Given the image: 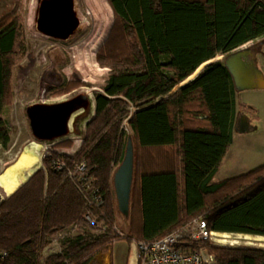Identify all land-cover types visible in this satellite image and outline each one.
<instances>
[{
  "label": "trees",
  "instance_id": "1",
  "mask_svg": "<svg viewBox=\"0 0 264 264\" xmlns=\"http://www.w3.org/2000/svg\"><path fill=\"white\" fill-rule=\"evenodd\" d=\"M107 2L115 20L96 57L109 74L103 93L94 96V117L74 157L45 158L44 169L0 203V264H97L95 257L117 242H152L195 219L212 233L264 238V165L213 181L232 144L238 114L236 89L223 60L178 87L205 63L264 38V0ZM21 29L16 15L0 19L3 149L10 133L1 116L10 102L13 68L25 56ZM116 30L118 44L110 47ZM128 138L134 147L132 227L121 237L113 230L112 177ZM139 151L162 154L139 164ZM56 160L63 161V170L52 167ZM81 161L92 180L86 193L68 177L69 168ZM92 189L101 206L90 204ZM63 234L59 250L43 259L52 240ZM202 245L215 264H264L261 248Z\"/></svg>",
  "mask_w": 264,
  "mask_h": 264
},
{
  "label": "rangeland",
  "instance_id": "2",
  "mask_svg": "<svg viewBox=\"0 0 264 264\" xmlns=\"http://www.w3.org/2000/svg\"><path fill=\"white\" fill-rule=\"evenodd\" d=\"M74 2L80 26L70 39L60 41L44 36L36 30L34 14L37 0H0V19L9 15L18 17L21 22L22 43L25 48V56L13 68L10 102L1 116L7 123L10 143L7 149L0 147V171L15 162L20 154L33 143H38L43 147V156L38 170L44 169L43 160L52 154L74 157L81 147L86 125L95 114L94 96L103 93L102 88L109 74L108 69L99 66L96 54L99 48L108 41L115 17L107 0H74ZM97 33H101V38ZM110 42V47L118 44L117 30L114 31ZM96 43H99L98 46ZM95 47L96 51H93ZM245 48L260 49V53L257 55V63L264 74V38L250 42L238 50ZM224 57L218 56L212 61H220ZM205 65H202L187 81L196 77ZM60 77L62 82L58 83ZM78 95L86 96L92 104L89 112L80 110L72 116L67 136L52 142L36 141L29 127L26 115L27 107L35 104L61 103ZM236 108L238 113L235 124L236 131L233 132L232 144L224 159L221 173L218 175L221 181L245 175L264 165V90L236 93ZM192 112V107H189V117ZM243 117H246L248 124L253 128L251 131L238 132L243 130L238 122ZM126 121L124 120L123 127L129 136L132 133ZM158 153L147 154L139 151V153L137 152V163L145 164L148 158L152 157L151 155L159 156L162 154ZM69 169L72 170V168ZM5 199L7 197L0 190V203ZM131 223L130 212L129 216L125 217L117 210L113 230L121 237H126L131 233ZM262 238L215 233L207 241L214 247L264 249V239L261 240ZM119 243L130 248V263L132 262V255L138 261V244L141 241L135 238L129 244L125 241L117 242L108 252L98 254L95 257L97 264H102L104 259L106 262L108 261V264H112V252L117 250ZM57 249L54 245L48 246L43 253V259L56 253ZM206 251L208 252L207 249ZM126 256L128 257V252Z\"/></svg>",
  "mask_w": 264,
  "mask_h": 264
},
{
  "label": "water",
  "instance_id": "3",
  "mask_svg": "<svg viewBox=\"0 0 264 264\" xmlns=\"http://www.w3.org/2000/svg\"><path fill=\"white\" fill-rule=\"evenodd\" d=\"M34 24L36 30L42 35L54 40L67 41L80 26L74 0H37ZM258 53H260V49L245 48L224 57L223 62L232 77L236 93L264 90V74L257 63ZM212 62L214 61L205 64L208 65ZM187 80L181 83L180 87L192 81ZM91 107L92 104L84 95H78L70 100L52 105L35 104L29 106L26 109V115L32 136L38 142H52L63 138L69 133L72 116L80 110L89 112ZM242 119L246 121V124L241 125L243 130L238 132L251 131L253 128L248 124L246 117ZM234 130L236 131V125ZM133 175L134 147L132 139L128 138L123 160L112 177L117 210L125 217H128L130 212Z\"/></svg>",
  "mask_w": 264,
  "mask_h": 264
},
{
  "label": "built area",
  "instance_id": "4",
  "mask_svg": "<svg viewBox=\"0 0 264 264\" xmlns=\"http://www.w3.org/2000/svg\"><path fill=\"white\" fill-rule=\"evenodd\" d=\"M52 167L63 170L65 164L61 160L53 161ZM70 181L81 192L91 189V178L88 176L86 163L75 162L72 170H68ZM98 191L92 189L93 197L90 204L101 206L103 201ZM90 222L91 219L88 218ZM215 233L208 231L202 219H195L186 226L176 230L165 237L138 244V264H215L213 255L208 253L202 243L211 239ZM66 234L59 235L52 240V244L59 250L58 240Z\"/></svg>",
  "mask_w": 264,
  "mask_h": 264
},
{
  "label": "bare ground",
  "instance_id": "5",
  "mask_svg": "<svg viewBox=\"0 0 264 264\" xmlns=\"http://www.w3.org/2000/svg\"><path fill=\"white\" fill-rule=\"evenodd\" d=\"M104 26H105V24H104ZM101 31H102V29H101ZM97 34H99V36H100L101 33H97ZM100 38H101V36H100ZM97 44H99V43H96V45ZM96 47L93 49V51H96ZM76 68L79 69L78 66H76ZM42 149H43L42 145H40L38 143H33L32 146H30L23 153L20 154V156L16 159L15 162L10 164L9 166L4 167L0 171V190L3 192L5 197L8 198L13 193H15V191L19 187H21L28 180V178L31 175H33V173L36 171V169L40 166L41 158L43 156ZM216 234H218V233H216ZM263 239L264 238H262L261 240H263ZM107 262L104 259V260H102L101 263L102 264H108Z\"/></svg>",
  "mask_w": 264,
  "mask_h": 264
},
{
  "label": "crops",
  "instance_id": "6",
  "mask_svg": "<svg viewBox=\"0 0 264 264\" xmlns=\"http://www.w3.org/2000/svg\"><path fill=\"white\" fill-rule=\"evenodd\" d=\"M225 157H224V159H225ZM224 159L222 161V164H221V167H220L218 173L216 174V176L213 179L214 182H220L221 181L218 178V175L221 173V170H222V167H223V163H224ZM124 246L126 248V251H125ZM127 252H128V257L126 256ZM129 252H130V248L127 245H124L123 243H119V245H117V250H114L112 252V257H113V259H112L113 263L112 264H137V259H135V257H133V255H132V262L131 263L129 262V257H130Z\"/></svg>",
  "mask_w": 264,
  "mask_h": 264
},
{
  "label": "flooded vegetation",
  "instance_id": "7",
  "mask_svg": "<svg viewBox=\"0 0 264 264\" xmlns=\"http://www.w3.org/2000/svg\"><path fill=\"white\" fill-rule=\"evenodd\" d=\"M60 82H62V79H61V77H60V79L58 80V83H60ZM74 98V97H73ZM72 99V98H71ZM58 102H59V100H57ZM56 101V102H57ZM61 101V100H60ZM241 125H244V124H246V121H244L243 119H240L239 121H238Z\"/></svg>",
  "mask_w": 264,
  "mask_h": 264
}]
</instances>
